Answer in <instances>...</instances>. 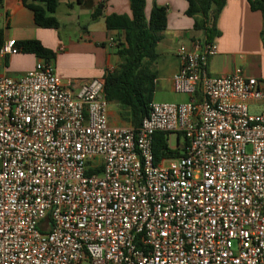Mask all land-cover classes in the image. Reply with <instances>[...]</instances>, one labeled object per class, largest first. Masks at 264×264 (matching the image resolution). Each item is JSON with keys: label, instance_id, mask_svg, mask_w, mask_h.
Wrapping results in <instances>:
<instances>
[{"label": "built area", "instance_id": "1", "mask_svg": "<svg viewBox=\"0 0 264 264\" xmlns=\"http://www.w3.org/2000/svg\"><path fill=\"white\" fill-rule=\"evenodd\" d=\"M216 51L178 45L188 100L150 101L137 126L109 123L103 78L0 73V264H264V87L210 74ZM157 131L182 155L156 160Z\"/></svg>", "mask_w": 264, "mask_h": 264}, {"label": "crops", "instance_id": "2", "mask_svg": "<svg viewBox=\"0 0 264 264\" xmlns=\"http://www.w3.org/2000/svg\"><path fill=\"white\" fill-rule=\"evenodd\" d=\"M247 0H225L214 22L216 34L211 38L217 51L209 58L210 74L225 75L240 67L245 76L255 77L264 87V49L260 30L263 19L259 10H251ZM153 4L166 8V28L156 43L157 58L152 63L157 76L155 85L171 87L172 75L179 67L175 54L178 45L206 40L201 29H195L194 16L186 15V0H145L148 16ZM97 12L95 17L92 15ZM111 13L130 15L129 0H57L56 28H41L33 21V12L21 0H0V41L36 39L55 52L51 61L60 82L80 85L92 78H103L119 62L115 44L122 31L108 29L106 16ZM39 56L17 52L0 56V73L20 76L32 69ZM112 105V106H111ZM110 124L121 121L117 103L109 101Z\"/></svg>", "mask_w": 264, "mask_h": 264}, {"label": "trees", "instance_id": "3", "mask_svg": "<svg viewBox=\"0 0 264 264\" xmlns=\"http://www.w3.org/2000/svg\"><path fill=\"white\" fill-rule=\"evenodd\" d=\"M33 12V21L41 28L58 26L55 11L57 0H21ZM251 10H259L263 19L260 36L264 49V0H247ZM186 15L194 16L193 26L201 29L210 42L216 34L214 22L225 0H186ZM145 0H129L131 14L111 13L106 16L108 29L122 31L123 38L115 44L119 62L102 79V93L106 100L117 103L119 115L128 119L129 124L139 125L147 115L148 104L153 100L157 72L152 63L157 58L156 43L162 38L166 28V8L153 4L148 16L144 11ZM98 13L95 12L92 17ZM22 53H33L45 62L55 58V52L44 47L39 40L26 39L15 41ZM179 136V134H178ZM168 132H156L152 142L156 160L161 157H179L182 148L167 144Z\"/></svg>", "mask_w": 264, "mask_h": 264}, {"label": "rangeland", "instance_id": "4", "mask_svg": "<svg viewBox=\"0 0 264 264\" xmlns=\"http://www.w3.org/2000/svg\"><path fill=\"white\" fill-rule=\"evenodd\" d=\"M153 100L158 102H183L188 100V96L174 91L172 88L164 87L160 88L159 86L155 85V89L153 92ZM112 106V105H111ZM121 121H123V124L128 122V119L125 117H121ZM179 143L183 141V137H179ZM176 141L175 134H172L171 139L169 141L170 145H173Z\"/></svg>", "mask_w": 264, "mask_h": 264}]
</instances>
